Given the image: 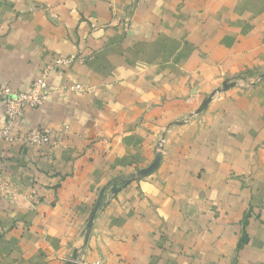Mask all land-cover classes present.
Returning <instances> with one entry per match:
<instances>
[{
    "label": "crops",
    "instance_id": "obj_1",
    "mask_svg": "<svg viewBox=\"0 0 264 264\" xmlns=\"http://www.w3.org/2000/svg\"><path fill=\"white\" fill-rule=\"evenodd\" d=\"M70 55L16 122L59 147L0 144V264H264V0H0L1 84Z\"/></svg>",
    "mask_w": 264,
    "mask_h": 264
},
{
    "label": "built area",
    "instance_id": "obj_2",
    "mask_svg": "<svg viewBox=\"0 0 264 264\" xmlns=\"http://www.w3.org/2000/svg\"><path fill=\"white\" fill-rule=\"evenodd\" d=\"M76 57L70 55L57 58L46 64L38 78L25 90H15L0 83V144L13 146L19 144L29 148L56 149L60 145L59 133L64 130L32 129L22 132L17 128L16 122L24 110H37L47 102L51 90L49 81L53 73L60 72L63 66L75 61ZM69 92H78L80 86H68L63 88ZM9 181L0 171V191L7 190Z\"/></svg>",
    "mask_w": 264,
    "mask_h": 264
},
{
    "label": "rangeland",
    "instance_id": "obj_3",
    "mask_svg": "<svg viewBox=\"0 0 264 264\" xmlns=\"http://www.w3.org/2000/svg\"><path fill=\"white\" fill-rule=\"evenodd\" d=\"M9 183H10V182H9ZM11 187H12V184L10 183V184H9V187L7 188V190H4V193H5V194L10 193V192H11Z\"/></svg>",
    "mask_w": 264,
    "mask_h": 264
}]
</instances>
